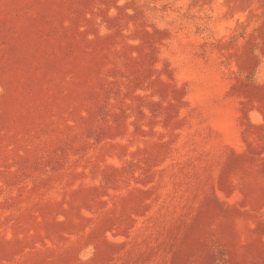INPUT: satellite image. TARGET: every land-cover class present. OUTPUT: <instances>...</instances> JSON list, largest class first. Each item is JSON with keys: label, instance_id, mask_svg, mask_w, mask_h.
Instances as JSON below:
<instances>
[{"label": "rangeland", "instance_id": "374dc122", "mask_svg": "<svg viewBox=\"0 0 264 264\" xmlns=\"http://www.w3.org/2000/svg\"><path fill=\"white\" fill-rule=\"evenodd\" d=\"M0 264H264V0H0Z\"/></svg>", "mask_w": 264, "mask_h": 264}]
</instances>
